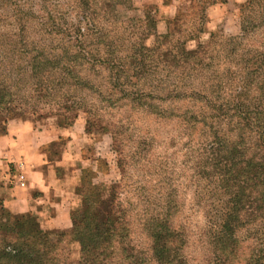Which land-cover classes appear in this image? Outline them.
<instances>
[{"label":"trees","instance_id":"trees-1","mask_svg":"<svg viewBox=\"0 0 264 264\" xmlns=\"http://www.w3.org/2000/svg\"><path fill=\"white\" fill-rule=\"evenodd\" d=\"M225 2L182 0L158 34L159 10L135 0H0V121L47 116L72 128L81 112L111 115L118 101V135L141 134L152 143L157 124L174 121L205 141V164L229 197L218 264H264V111L250 98L264 95V34L250 39L252 8L264 10V0L241 5V36L202 41L209 8ZM92 162L81 170L67 230L52 235L38 215L14 214L0 199V264H71L72 244L81 249L78 264H118L122 256L138 264L124 246L131 225L118 215L117 186L103 210L106 188L96 180L106 163ZM181 236L167 221L151 231L155 264H175ZM255 243L258 255L253 247L244 257L243 245Z\"/></svg>","mask_w":264,"mask_h":264},{"label":"rangeland","instance_id":"rangeland-1","mask_svg":"<svg viewBox=\"0 0 264 264\" xmlns=\"http://www.w3.org/2000/svg\"><path fill=\"white\" fill-rule=\"evenodd\" d=\"M139 5L136 4L141 7V3ZM149 7L159 10L156 4ZM216 22L215 26H206L207 33L202 36V41L206 42L211 34L229 38L241 36L239 10L231 7L224 16L216 17ZM250 23L251 42L260 40L264 34L262 8H252ZM154 42L155 38L152 37L146 41V45L153 46ZM196 45L191 43L189 47L194 49ZM255 62L254 59L249 64L255 66ZM105 79L103 77L101 83L108 91ZM261 94L255 91L250 98L252 104H259L264 111V95L259 98ZM113 102L116 110L111 115L99 110L95 113L98 118H89L85 111L79 114L74 125L76 139L80 136L76 143V170L93 167L92 159L95 157L106 163L101 166L102 172L96 180L106 188L101 205L103 210L108 209L110 189L117 186L115 194L120 203L118 215L131 225V233L124 244L130 252L129 258L134 257L138 264H155L151 252V231L167 221L169 229L182 234L178 240L182 249L176 252L178 260L175 264H218L216 238L229 211V197H225L219 189L221 176L205 164L209 157L201 147L205 141L193 135L192 131L185 133L178 129L174 121L167 125L157 124L155 130L159 133L155 135L153 143L150 139H143L141 134L120 136L118 132L122 125L118 124V101ZM101 107L104 109L105 105ZM24 120L34 122L37 128L44 130L71 128L66 124L57 125L55 119L47 116L40 120L32 116ZM9 122L4 119L0 121V137L6 133ZM245 139L247 149H251L253 143L250 137ZM65 148L66 141L62 140L54 146L45 147V152L53 160H58L64 155ZM253 230L258 232L263 229L254 226ZM47 231L52 235L57 232ZM242 233H246V230ZM253 247L256 249L255 255H258L259 244L255 243L249 248L243 245L244 257L249 258L253 254L250 252ZM69 250L70 263L78 264L81 258L79 244L70 245ZM118 264H127L124 256L118 258Z\"/></svg>","mask_w":264,"mask_h":264},{"label":"crops","instance_id":"crops-1","mask_svg":"<svg viewBox=\"0 0 264 264\" xmlns=\"http://www.w3.org/2000/svg\"><path fill=\"white\" fill-rule=\"evenodd\" d=\"M181 1L170 0L165 4L164 0H135L141 7L159 6V34L166 32L165 20L176 16ZM245 2L226 0L212 6L208 10L207 26H215L216 17L224 16L231 7L240 11ZM6 130L0 137V199L14 214L38 215L46 230L71 228V211L77 205L76 190L82 176V169L76 170V143L80 136L76 139L75 126L41 131L32 121L12 120ZM62 140L66 141L64 155L53 160L45 147ZM20 164H24L27 179L24 187L17 179Z\"/></svg>","mask_w":264,"mask_h":264},{"label":"built area","instance_id":"built-area-1","mask_svg":"<svg viewBox=\"0 0 264 264\" xmlns=\"http://www.w3.org/2000/svg\"><path fill=\"white\" fill-rule=\"evenodd\" d=\"M17 179H18V183L21 187L26 186L27 179H26V175L24 173V164H20V170H19V173L17 175Z\"/></svg>","mask_w":264,"mask_h":264}]
</instances>
